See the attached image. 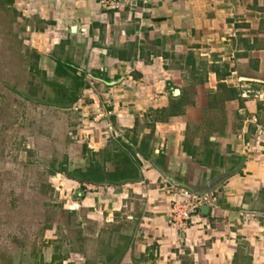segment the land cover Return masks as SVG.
<instances>
[{
  "label": "crops",
  "instance_id": "crops-1",
  "mask_svg": "<svg viewBox=\"0 0 264 264\" xmlns=\"http://www.w3.org/2000/svg\"><path fill=\"white\" fill-rule=\"evenodd\" d=\"M11 1L29 70L44 81L24 96L65 114L62 126L82 145L69 157L94 153L110 175L126 155L137 163L122 183L77 194L93 242L122 215L134 224L108 236L111 264H264V0H146L117 10L99 0ZM51 90L54 100L75 98L60 106ZM7 121L0 129L12 134ZM168 184L215 192L218 208L200 207L177 229ZM69 255L61 264L83 260Z\"/></svg>",
  "mask_w": 264,
  "mask_h": 264
},
{
  "label": "rangeland",
  "instance_id": "rangeland-1",
  "mask_svg": "<svg viewBox=\"0 0 264 264\" xmlns=\"http://www.w3.org/2000/svg\"><path fill=\"white\" fill-rule=\"evenodd\" d=\"M15 16L9 2L0 0V111H5V104L14 111L0 112V123L12 120L17 125L13 130L16 145L8 144L14 133L0 129V141L6 135V144L0 145V264H61L62 259L70 258V252L81 254L83 260L73 256V261L66 264H111L114 258L107 245L108 236L134 231V224L129 225L122 215L118 229L103 227L100 239L93 242L90 239L96 227H82L87 211L80 207L69 209L65 194L52 187L49 177L56 172L65 174L58 171L64 163L72 171L87 168L89 161L79 160L74 154L69 157V153L79 152L82 145L73 139V129L66 132L62 126L67 122L63 121L66 118L61 110L37 109L38 103L25 98L29 87L40 91L44 81L37 71L29 70V53L23 44L25 24H16ZM16 79L19 92L11 95L8 90ZM6 83L10 86H4ZM52 93L53 90L47 95L55 101ZM71 116L69 122H73ZM2 151L18 155V160L6 163ZM29 155L32 161L26 163ZM83 186L79 196L99 187L89 189L88 183ZM79 196L74 194L71 198L77 201Z\"/></svg>",
  "mask_w": 264,
  "mask_h": 264
},
{
  "label": "built area",
  "instance_id": "built-area-1",
  "mask_svg": "<svg viewBox=\"0 0 264 264\" xmlns=\"http://www.w3.org/2000/svg\"><path fill=\"white\" fill-rule=\"evenodd\" d=\"M139 1L143 2L146 0H99V4L104 10H117L124 6L135 7ZM252 120L255 121L254 118ZM91 121L96 122L93 119ZM108 129L111 135L115 137L119 136V133L114 132L110 126H108ZM49 180L56 191H59L60 194H65L69 209L79 208L78 202L74 201L71 196L74 194L81 195V187L86 185V183L78 182L60 172H56L50 176ZM89 185L90 189L92 185ZM166 188V192L170 195L168 222L177 229L186 227L200 207L207 206L212 210L218 208V196L215 192L198 193L186 187L173 184H168Z\"/></svg>",
  "mask_w": 264,
  "mask_h": 264
},
{
  "label": "trees",
  "instance_id": "trees-1",
  "mask_svg": "<svg viewBox=\"0 0 264 264\" xmlns=\"http://www.w3.org/2000/svg\"><path fill=\"white\" fill-rule=\"evenodd\" d=\"M7 1L11 5L12 1L11 0H7ZM30 70L37 71V67L35 65H31ZM72 74L74 75L73 78L76 82L77 87L80 89L83 84V79L80 76H76L74 72H72ZM74 98L75 96L73 95L72 98H67L66 100H63V98L60 99L58 98L55 99V101H51V102H55L60 106H64L72 102ZM37 101L38 100H36V102ZM88 157L90 158L89 164L88 167L84 170L81 168H76L70 171L66 167V165H63L62 167L58 168V171H63L69 178L79 180L81 181V183H90L97 185V184H104L105 182H113V181H116V183H122L124 180L129 178L130 174L128 172H131L132 169H134V167L137 165L136 161L131 160V158L127 157V155L125 156V159L119 157V159H122L120 160L122 165L120 166V164L117 162L118 166L116 168L117 169L116 174L110 175L106 172V170L101 168L100 164H98L99 162L96 160V155H94V153L89 154ZM54 169L55 168H53L52 170L53 172L56 171Z\"/></svg>",
  "mask_w": 264,
  "mask_h": 264
},
{
  "label": "water",
  "instance_id": "water-1",
  "mask_svg": "<svg viewBox=\"0 0 264 264\" xmlns=\"http://www.w3.org/2000/svg\"><path fill=\"white\" fill-rule=\"evenodd\" d=\"M199 193V192H198ZM201 193H207V192H201ZM206 208V210H207V212H208V210H209V208L207 207V206H205Z\"/></svg>",
  "mask_w": 264,
  "mask_h": 264
},
{
  "label": "flooded vegetation",
  "instance_id": "flooded-vegetation-1",
  "mask_svg": "<svg viewBox=\"0 0 264 264\" xmlns=\"http://www.w3.org/2000/svg\"><path fill=\"white\" fill-rule=\"evenodd\" d=\"M66 264V263H65Z\"/></svg>",
  "mask_w": 264,
  "mask_h": 264
}]
</instances>
